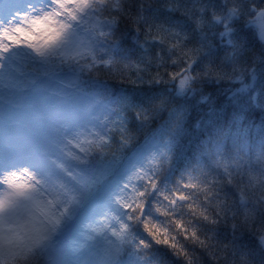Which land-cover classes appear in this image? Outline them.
<instances>
[{
  "label": "snow or ice",
  "instance_id": "snow-or-ice-1",
  "mask_svg": "<svg viewBox=\"0 0 264 264\" xmlns=\"http://www.w3.org/2000/svg\"><path fill=\"white\" fill-rule=\"evenodd\" d=\"M252 108L255 0H0V264H264Z\"/></svg>",
  "mask_w": 264,
  "mask_h": 264
},
{
  "label": "trees",
  "instance_id": "trees-1",
  "mask_svg": "<svg viewBox=\"0 0 264 264\" xmlns=\"http://www.w3.org/2000/svg\"><path fill=\"white\" fill-rule=\"evenodd\" d=\"M256 4L264 7V0H255ZM253 50L257 52V54L261 51V44L258 42V40L252 41ZM222 55V53H221ZM248 66H251V61H248ZM257 70L259 71L260 65L257 63L256 65ZM19 69H21L22 72L27 71L28 69L24 65H20ZM231 70V67L229 66V71ZM231 85L228 82H221L219 85L212 84V85H206L205 86V92L211 93L215 104L218 108H224L226 111L231 112L232 110V102L230 101L228 95L226 93H223V89L230 87ZM206 106L202 109V111H206ZM199 116V113L196 111H193L192 113V121L194 122ZM264 120V112H262L259 108H252L248 113V118L246 122H251L253 125H259L261 121Z\"/></svg>",
  "mask_w": 264,
  "mask_h": 264
},
{
  "label": "rangeland",
  "instance_id": "rangeland-1",
  "mask_svg": "<svg viewBox=\"0 0 264 264\" xmlns=\"http://www.w3.org/2000/svg\"><path fill=\"white\" fill-rule=\"evenodd\" d=\"M19 71H21V69H19ZM22 72V71H21Z\"/></svg>",
  "mask_w": 264,
  "mask_h": 264
}]
</instances>
